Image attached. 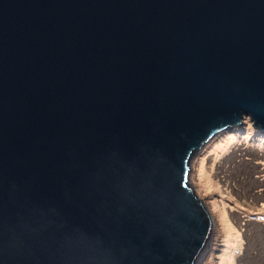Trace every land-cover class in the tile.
Here are the masks:
<instances>
[{
    "label": "water",
    "instance_id": "95a60500",
    "mask_svg": "<svg viewBox=\"0 0 264 264\" xmlns=\"http://www.w3.org/2000/svg\"><path fill=\"white\" fill-rule=\"evenodd\" d=\"M264 127V0H0V264H204L209 140Z\"/></svg>",
    "mask_w": 264,
    "mask_h": 264
},
{
    "label": "rangeland",
    "instance_id": "374dc122",
    "mask_svg": "<svg viewBox=\"0 0 264 264\" xmlns=\"http://www.w3.org/2000/svg\"><path fill=\"white\" fill-rule=\"evenodd\" d=\"M248 127L243 137L252 138L253 127ZM228 129L207 143L202 154V178L215 214L216 200L226 201L229 224L239 232L240 242H227L225 229L218 226V239L204 264H264V148L247 139L237 142ZM206 172L223 191L208 188Z\"/></svg>",
    "mask_w": 264,
    "mask_h": 264
},
{
    "label": "bare ground",
    "instance_id": "6f19581e",
    "mask_svg": "<svg viewBox=\"0 0 264 264\" xmlns=\"http://www.w3.org/2000/svg\"><path fill=\"white\" fill-rule=\"evenodd\" d=\"M222 146H226V145H222ZM204 175L207 178H210L208 182H211V184L207 182L208 188L217 187L220 191H223L221 186L218 184L217 181L214 180L213 176L209 172H206ZM216 209H217L216 215L218 217V223H219L218 226L221 225L225 229V233L223 232V230L221 231L225 235L226 241L232 244L240 242L239 232L233 226L231 227V225L229 224L226 201L223 200L221 202L219 200H216ZM230 256L233 257V254H230Z\"/></svg>",
    "mask_w": 264,
    "mask_h": 264
},
{
    "label": "trees",
    "instance_id": "16d2710c",
    "mask_svg": "<svg viewBox=\"0 0 264 264\" xmlns=\"http://www.w3.org/2000/svg\"><path fill=\"white\" fill-rule=\"evenodd\" d=\"M239 125H241V126L237 127ZM239 125H237L233 128L230 127L232 129H230V128L228 129V130H232L231 134L237 138V142L243 141L244 139H247L248 141H250V144L264 148V127H262L261 124H259L260 126H255L253 120L250 119V117H245V120H243V122ZM249 125H252V127L254 128V129L252 128L253 135L249 136L252 138L243 137L245 130H247L249 128L248 127ZM220 134L221 133H219L218 135H220ZM217 239H218V237H217Z\"/></svg>",
    "mask_w": 264,
    "mask_h": 264
}]
</instances>
